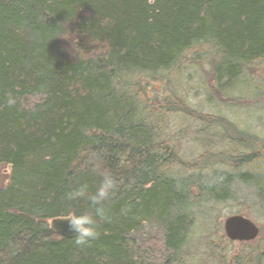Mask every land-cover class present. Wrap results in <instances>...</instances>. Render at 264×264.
<instances>
[{"label":"trees","instance_id":"1","mask_svg":"<svg viewBox=\"0 0 264 264\" xmlns=\"http://www.w3.org/2000/svg\"><path fill=\"white\" fill-rule=\"evenodd\" d=\"M199 43L216 49L212 79L223 90L264 57V0H0V164L12 168L0 188V264L186 263L199 203L138 89L141 75L172 69ZM259 156L235 155L234 167ZM94 165L123 183L111 222L77 246L50 221L88 208L64 197L80 183L95 191ZM233 261L264 264V251Z\"/></svg>","mask_w":264,"mask_h":264},{"label":"rangeland","instance_id":"2","mask_svg":"<svg viewBox=\"0 0 264 264\" xmlns=\"http://www.w3.org/2000/svg\"><path fill=\"white\" fill-rule=\"evenodd\" d=\"M217 57L213 45L199 43L172 69L155 77L141 75L138 89L146 115L157 121L160 139H168L179 150L175 177L199 203L193 209L185 264H232L239 253L264 251V196L259 193L264 182V57L220 91L212 79ZM176 102L194 113L172 110L169 104ZM257 152L256 161L234 167L235 155ZM11 172L10 164H0V188L9 183ZM247 172L262 182L242 181L239 176ZM224 190L225 199L211 194ZM237 213L261 227L256 240L227 237L223 222Z\"/></svg>","mask_w":264,"mask_h":264},{"label":"clouds","instance_id":"3","mask_svg":"<svg viewBox=\"0 0 264 264\" xmlns=\"http://www.w3.org/2000/svg\"><path fill=\"white\" fill-rule=\"evenodd\" d=\"M7 104L14 105V97L9 95ZM91 171L99 176L95 191H90L87 183H80L67 191L64 197L69 202L80 199L88 201L86 210L73 211L64 220L67 222L68 231L73 234L74 243L77 246H86L97 239L100 235L101 222H111L110 206L117 198L123 183L122 179L110 169L94 165Z\"/></svg>","mask_w":264,"mask_h":264},{"label":"water","instance_id":"4","mask_svg":"<svg viewBox=\"0 0 264 264\" xmlns=\"http://www.w3.org/2000/svg\"><path fill=\"white\" fill-rule=\"evenodd\" d=\"M66 218H54L50 223L51 227L57 234L65 238H74L73 234L68 231L67 222L64 221ZM223 228L227 237L233 241L250 242L257 239L260 234V227L256 222L241 214L226 217Z\"/></svg>","mask_w":264,"mask_h":264}]
</instances>
